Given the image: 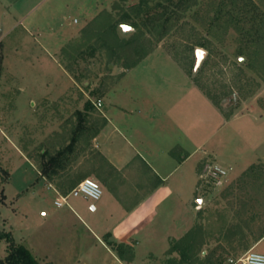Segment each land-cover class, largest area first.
Wrapping results in <instances>:
<instances>
[{"label":"rangeland","instance_id":"obj_1","mask_svg":"<svg viewBox=\"0 0 264 264\" xmlns=\"http://www.w3.org/2000/svg\"><path fill=\"white\" fill-rule=\"evenodd\" d=\"M9 1L0 0V231L40 264H118L104 243L116 223L109 214L116 209L113 184L101 185L97 201L70 196L58 207V193L37 182L34 167L49 166L60 152L91 148L90 135L103 120L97 103L118 81L117 92L147 90L150 102L182 96L186 128L195 124L203 143L186 166L196 170L206 147L216 145L218 155L203 165L228 170L222 186L188 175L202 186L195 222L182 236L185 213L175 206L134 264H230L252 246L264 252V0H184L157 26L143 21L145 10L159 14L169 1L146 0L136 27L131 7L145 0ZM163 25L169 29L161 35ZM76 171H64L71 173L57 182L74 180ZM62 185L58 191L68 194ZM7 245L0 238V259ZM119 250L128 255L123 245Z\"/></svg>","mask_w":264,"mask_h":264},{"label":"crops","instance_id":"obj_2","mask_svg":"<svg viewBox=\"0 0 264 264\" xmlns=\"http://www.w3.org/2000/svg\"><path fill=\"white\" fill-rule=\"evenodd\" d=\"M49 33L52 34V31ZM133 71L132 68L124 70L123 75ZM117 82L106 102L98 107L103 111V120L90 135L91 148L80 154L73 148L53 156L56 160L51 157L49 166L38 167L34 161V167L39 176L37 182L43 183L46 189L55 193L63 183L68 184L67 188H74L81 180L92 176L88 173L90 171L96 174L95 178L101 185L112 183L114 190L111 194L115 200L111 203L116 209L109 214L116 223L106 229L105 234L109 233L110 239H106L108 243L104 240V243L118 264H134L139 257L138 253L144 252L143 245H150L165 230L163 222L173 216L175 206L178 211L185 213V218L179 224L184 231L182 236L192 225L191 222H195L196 210L193 206L200 203L197 191L202 186L195 181L192 183L187 176L199 178L204 159L215 157L218 153L216 145L204 146V156L197 159L198 163L202 161L199 167L194 170L186 166L199 154L203 143L196 134L195 124L192 131L186 128L184 108L180 107L182 96H174L172 103L161 99L150 102L152 97L147 90L138 94L124 86L121 92H117ZM190 87L212 103L230 124L231 121L198 86L191 82ZM89 120L92 121L91 118ZM71 167L77 168L79 176L74 180L66 179L62 184L57 182L61 175L71 173L64 172ZM92 207L97 210L95 205ZM261 238L264 239V234ZM112 243L123 244L128 255H117Z\"/></svg>","mask_w":264,"mask_h":264},{"label":"built area","instance_id":"obj_3","mask_svg":"<svg viewBox=\"0 0 264 264\" xmlns=\"http://www.w3.org/2000/svg\"><path fill=\"white\" fill-rule=\"evenodd\" d=\"M97 106H102V102L99 101ZM200 175L211 179L214 185L222 186L227 178L228 170L226 168L216 164L207 162L202 166ZM58 193L59 198L55 200V205L60 207L68 204L70 196L78 197L84 195L94 201L99 200L103 195V189L101 184L90 177L81 180L74 188H72L68 194H61L58 189L55 190ZM48 212L41 211V216L45 217ZM230 264H264V252H258L255 250H249L238 258H230Z\"/></svg>","mask_w":264,"mask_h":264},{"label":"trees","instance_id":"obj_4","mask_svg":"<svg viewBox=\"0 0 264 264\" xmlns=\"http://www.w3.org/2000/svg\"><path fill=\"white\" fill-rule=\"evenodd\" d=\"M168 1L169 3L167 4V6L164 7L163 12L159 14L158 13L151 14V11L145 10L144 13L145 18H143L144 19L143 21H147V23H151L154 26L160 25L159 21L162 19H164V23H166L171 17L164 18L165 15L172 13L174 8L176 7L178 8L180 3L184 2V0H168ZM147 3H148L147 1L146 4L142 2L140 4L139 2L138 4H135L134 6L131 7L136 11L135 19H131V17L128 16V18L131 19L130 23L132 26L134 27L138 26V22L136 19L141 15V13H143L144 11L143 6L147 5ZM161 27L164 29V32H162L161 35H164L166 33L165 31H167L169 28L166 25H163ZM52 159L56 160V157H53ZM68 189L71 190L72 188L69 187ZM0 238H4L8 243L7 254L4 258L0 259V264H40L39 260L33 254V252L26 245L22 243H17L10 232L0 231ZM122 245L123 244L112 243V247L116 248L117 250H119Z\"/></svg>","mask_w":264,"mask_h":264},{"label":"water","instance_id":"obj_5","mask_svg":"<svg viewBox=\"0 0 264 264\" xmlns=\"http://www.w3.org/2000/svg\"><path fill=\"white\" fill-rule=\"evenodd\" d=\"M124 28H133V27H130V26H126V25H124ZM200 56H202L201 53H200Z\"/></svg>","mask_w":264,"mask_h":264}]
</instances>
